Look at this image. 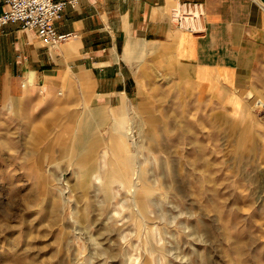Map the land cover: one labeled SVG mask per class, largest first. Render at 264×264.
Listing matches in <instances>:
<instances>
[{"label": "rangeland", "instance_id": "rangeland-1", "mask_svg": "<svg viewBox=\"0 0 264 264\" xmlns=\"http://www.w3.org/2000/svg\"><path fill=\"white\" fill-rule=\"evenodd\" d=\"M170 101L0 104V264H264V95Z\"/></svg>", "mask_w": 264, "mask_h": 264}, {"label": "crops", "instance_id": "crops-1", "mask_svg": "<svg viewBox=\"0 0 264 264\" xmlns=\"http://www.w3.org/2000/svg\"><path fill=\"white\" fill-rule=\"evenodd\" d=\"M182 3L203 5V33L176 28ZM55 29L70 35L57 46L20 23L0 29V104L62 96L118 120L161 98L239 113L245 95H264V0H75Z\"/></svg>", "mask_w": 264, "mask_h": 264}, {"label": "built area", "instance_id": "built-area-1", "mask_svg": "<svg viewBox=\"0 0 264 264\" xmlns=\"http://www.w3.org/2000/svg\"><path fill=\"white\" fill-rule=\"evenodd\" d=\"M75 0H0L5 10L0 13V29L9 23H20L23 29L35 31L40 39L57 46L70 35L58 34L55 21L69 3ZM204 8L201 3H182L175 7L171 17L180 31L201 34Z\"/></svg>", "mask_w": 264, "mask_h": 264}]
</instances>
